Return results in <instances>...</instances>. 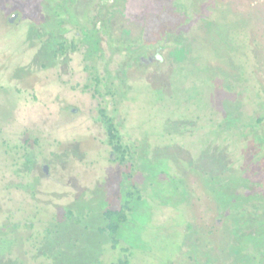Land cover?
<instances>
[{"label": "rangeland", "instance_id": "1", "mask_svg": "<svg viewBox=\"0 0 264 264\" xmlns=\"http://www.w3.org/2000/svg\"><path fill=\"white\" fill-rule=\"evenodd\" d=\"M232 2L0 0V264H108L100 210L128 186L130 167L115 159L100 108L116 118L141 168L161 155L157 137L179 140L177 127L161 125L165 117L180 108L193 119L187 102H175L178 85L220 81L209 64L222 59L228 31L258 18H237L241 2ZM154 93L156 128L146 101ZM154 214L162 227L174 211L156 206ZM133 220L125 229L139 249L131 264H182L172 237L149 240L146 214Z\"/></svg>", "mask_w": 264, "mask_h": 264}, {"label": "trees", "instance_id": "2", "mask_svg": "<svg viewBox=\"0 0 264 264\" xmlns=\"http://www.w3.org/2000/svg\"><path fill=\"white\" fill-rule=\"evenodd\" d=\"M239 1L240 11L233 15L258 18L251 27L234 24L228 31L218 52L222 59L209 64L210 77L218 75L220 81L210 78L209 84L187 88L177 84L175 102H187L193 119L187 120V110L179 108L176 118L165 117L167 122L161 123V100L156 93L147 98L154 128L161 123L178 130L179 140L156 138L153 148L156 154L161 148V155L145 158L141 168L116 118L106 106L100 108L115 159L130 167L128 186L100 210L98 227L106 237L101 253L108 264H131L139 249L130 238L134 230L128 235L125 229L143 213L148 217L146 238L160 233L172 237L182 264H264V0ZM175 79L181 82L180 75ZM166 132L172 135L171 129ZM137 169L145 180L138 181ZM156 206L174 211L162 227L155 223Z\"/></svg>", "mask_w": 264, "mask_h": 264}, {"label": "water", "instance_id": "3", "mask_svg": "<svg viewBox=\"0 0 264 264\" xmlns=\"http://www.w3.org/2000/svg\"><path fill=\"white\" fill-rule=\"evenodd\" d=\"M17 15H18V13H17V12H14L11 16H9V21H10V22H13V21L15 20V18H16ZM47 168H48V165L45 164V165H44V170L46 171Z\"/></svg>", "mask_w": 264, "mask_h": 264}, {"label": "flooded vegetation", "instance_id": "4", "mask_svg": "<svg viewBox=\"0 0 264 264\" xmlns=\"http://www.w3.org/2000/svg\"><path fill=\"white\" fill-rule=\"evenodd\" d=\"M157 55H158V54H157ZM151 59H152V58H151ZM43 169H44V166H43ZM47 170H48V168H47ZM47 170H46V171L44 170V171L47 172Z\"/></svg>", "mask_w": 264, "mask_h": 264}]
</instances>
